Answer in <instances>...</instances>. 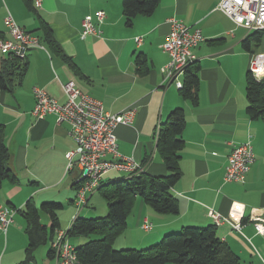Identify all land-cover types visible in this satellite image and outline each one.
<instances>
[{"label": "crops", "instance_id": "crops-1", "mask_svg": "<svg viewBox=\"0 0 264 264\" xmlns=\"http://www.w3.org/2000/svg\"><path fill=\"white\" fill-rule=\"evenodd\" d=\"M216 7L217 0H161L154 14L140 15L128 27L123 0H42V6L33 10L25 0H0V38H9L5 20L11 15L20 27L38 36L43 46L28 52L29 67L22 84L0 95V126L5 129V142L11 153L10 168L18 178V183L3 182L0 204L20 209L32 199L39 207L41 204L34 198L44 187H51L54 191L43 194L41 203H61L64 209L68 200V204L76 206L81 185L76 181L78 172L67 171L66 154L74 146L70 126L58 124L55 115L37 119L32 114L34 88L44 89L63 104L67 100L63 86L74 80L82 91L100 100L110 114L136 109L133 124L116 129L119 152L142 163L144 172L150 175L167 174L157 150L160 125L176 109L185 113V147L179 162L182 176L172 189L179 213L158 214L138 199L128 218V228H137L148 218L153 229L149 235L152 238L146 243L152 244L184 226L214 225L222 241L240 257L241 264H264V238L248 222L252 209H264V122L250 118L246 97L251 58L264 51V36L258 46L251 43L250 51L247 50L244 42L254 32L237 26ZM98 11L105 12L104 21L99 24L102 34L82 39L84 17L91 15L98 24ZM171 18L191 29H200L205 39L193 49L199 59L197 104L183 98L173 83H166L161 72L170 61L163 45ZM44 26L50 33L49 40L57 43L61 51L46 40ZM137 37L143 38L141 44L136 42ZM9 55L0 50V65ZM139 55L147 60L145 74L136 62ZM179 80L184 81V77ZM248 140L256 160L246 182H224L233 147ZM127 176L111 171L103 180L118 181ZM94 192L86 194L87 202ZM234 203L244 205L242 218L233 215ZM209 209L233 222L241 221L243 235L230 223L216 225ZM50 225L49 219L47 226ZM10 229L11 225L6 234L0 229L7 243L6 252L0 253V262L20 264L23 261L7 256ZM0 240L3 241L1 235ZM78 241L73 246L82 244ZM49 243L41 263L35 252L29 264H59L55 257L48 256L52 247Z\"/></svg>", "mask_w": 264, "mask_h": 264}, {"label": "trees", "instance_id": "trees-1", "mask_svg": "<svg viewBox=\"0 0 264 264\" xmlns=\"http://www.w3.org/2000/svg\"><path fill=\"white\" fill-rule=\"evenodd\" d=\"M161 0H123L125 24L131 27L140 16L154 14ZM33 10V0H25ZM47 27V26H46ZM45 28V26H44ZM46 40L49 31L45 28ZM48 31V32H47ZM262 32H254L244 42L250 51L251 43H261ZM49 42L61 51L54 41ZM70 62V59L64 56ZM139 71L148 72L147 60L139 55L136 59ZM29 67L25 58L10 54L0 65V95L12 92L22 84ZM198 66L191 65L184 77L183 88L179 92L186 100L198 103L199 77ZM77 72V71H76ZM247 113L253 120L264 122V78L257 79L248 71L246 78ZM186 127L183 109L174 110L160 125L157 150L167 170L166 175L155 176L146 172L129 174L118 181L102 180L98 190L108 201V213L104 217L84 218L76 216L67 229L68 238H83L85 242L74 246L80 262L83 264H241V259L218 235L216 226H184L179 232L163 236L162 240L147 249L115 250V241L128 228V218L132 214L138 199L150 206L158 214L179 213V203L172 189L182 176L180 170L181 153L185 147L182 134ZM6 133L0 126V187L4 181L18 183L15 172L10 168L11 153L6 145ZM80 183H77V185ZM13 208V207H11ZM26 220L25 233L28 244L26 260L20 264H29L37 249L53 242L57 231L61 230L58 211L61 203L46 202L39 207L30 199L24 208H13ZM48 214L51 225L42 224L40 212ZM52 246V245H51ZM52 247L49 257H54Z\"/></svg>", "mask_w": 264, "mask_h": 264}, {"label": "built area", "instance_id": "built-area-1", "mask_svg": "<svg viewBox=\"0 0 264 264\" xmlns=\"http://www.w3.org/2000/svg\"><path fill=\"white\" fill-rule=\"evenodd\" d=\"M35 6L40 8L42 0H36ZM216 8L237 26L249 32L264 31V0H217ZM96 17L98 24L94 23L93 16L84 17L82 39L89 35L100 36L102 34L99 24L103 23L105 12L98 11ZM5 22L9 38H0L1 51L25 58L32 49L43 48L40 38L20 27L11 15L6 18ZM168 22L170 30L163 49L169 55L170 61L161 69V72L164 75V81L173 83L179 90L184 85V81H180L179 78L185 77L187 69L199 61L193 49L205 39L200 29H191L175 18L169 19ZM135 40L141 44L143 38L137 37ZM249 72L257 79L264 78V51L253 54ZM63 90L67 100L60 104L44 89L34 88L35 106L32 114L37 119L55 115L58 124H69V134L74 146L66 154L67 171L78 172L76 181L81 186L77 194L76 206L81 210L87 205L86 194L94 192L103 178L111 171L128 175L144 171L142 163L132 157L123 156L119 152L116 136V129L119 125L133 124L136 109L110 114L104 109L100 100L82 91L74 80L67 82ZM255 160L250 140L234 146L228 156L224 182L245 183ZM15 212L4 204H0V229L5 234L13 222ZM232 212L233 215H243L244 205L234 203ZM208 214L216 225L230 223L236 231L243 235L241 221L233 222L230 217H225L213 209H209ZM248 222L253 225L256 233L264 238V209H252ZM141 228L149 232L153 229V224L148 218H144ZM52 252L59 264H83L65 230L57 231L52 242Z\"/></svg>", "mask_w": 264, "mask_h": 264}, {"label": "rangeland", "instance_id": "rangeland-1", "mask_svg": "<svg viewBox=\"0 0 264 264\" xmlns=\"http://www.w3.org/2000/svg\"><path fill=\"white\" fill-rule=\"evenodd\" d=\"M255 49V47H254ZM106 181V180H104ZM61 190V188H60ZM54 191L51 187H44L40 190V195L36 196L34 199L37 203L42 204V200L44 197H41L43 194ZM43 198V199H42ZM68 200H65V208L58 211V215L61 220V230L67 231V229L71 226L73 220L76 216L78 217H84V218H99L104 217L108 213V201L105 197H103L102 192L98 190V188L93 193L91 199L87 202V205L83 207L81 210L78 209L76 206L72 204H68ZM9 208H11L9 205H4ZM12 209V208H11ZM41 221L43 224L48 225L49 224V216L45 212L41 211ZM134 218V217H133ZM13 222L11 223V229L10 232L7 235V240L10 238V248H8L7 256L10 259H16L19 262L24 261L25 259V249L27 247V236L25 233V226H26V220L22 216V214L15 212ZM140 226V227H139ZM137 226V228H130L129 226L128 230L126 229L125 233L121 235L115 242L114 249L115 250H125V249H147L151 246L156 245L159 243L161 239L154 243H146L150 241L149 235L151 234L149 232H145L142 230L141 225ZM179 232H171L169 234L177 233ZM2 237V242L0 240V253L3 251L6 252L7 249V243H5V236L3 232H0ZM168 235V234H166ZM164 235V236H166ZM149 239V240H147ZM70 242L74 245L78 244V240H81L82 242H85V239L83 238H69ZM50 246V243L47 245L40 246L36 251V257L39 263H41L42 256L45 257L46 255H43L44 251L45 253L48 251V247ZM119 246V247H117ZM121 246V247H120Z\"/></svg>", "mask_w": 264, "mask_h": 264}]
</instances>
